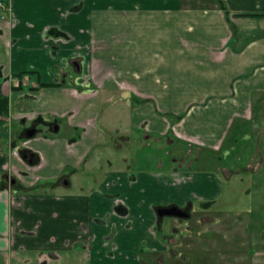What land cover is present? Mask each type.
Listing matches in <instances>:
<instances>
[{
	"label": "crops",
	"instance_id": "obj_1",
	"mask_svg": "<svg viewBox=\"0 0 264 264\" xmlns=\"http://www.w3.org/2000/svg\"><path fill=\"white\" fill-rule=\"evenodd\" d=\"M1 2L0 88L9 112L0 127V178L7 169L20 170L27 186H37L26 197L19 194L13 206L9 194L1 195L0 264H41L44 252L53 255L49 264H143L141 252L163 249L160 239L168 235L184 237L177 245L181 253L192 239L195 252L205 257L209 226L215 241L208 254L216 258L199 256L195 264H264V225L253 232L251 218L237 224L230 213L211 207L209 216L202 210L190 222L156 225L153 209L217 204L223 194L219 167L215 174L192 167L205 150L214 164L223 150L236 156L228 145L235 127L247 143L243 152L250 151L249 142L256 144L247 154L253 160L246 171H263L264 0ZM116 100L129 110L118 140L131 141V132L142 130L160 142L173 133L199 148V159L180 170L174 153L178 158L170 159L168 170L153 172L124 167L126 156H108L111 144L124 148L112 142V130L101 120L103 107ZM195 103L199 107L191 106ZM183 111L187 117L180 116ZM159 113H172L176 123ZM35 121L41 138L27 147L40 164L32 169L12 152ZM117 196L130 216L108 223L118 225L112 259L113 241L105 240L110 227L96 220L112 211ZM10 213L21 226L16 255L8 261L4 237ZM223 222L232 226L225 241L219 235L224 230H214ZM153 226L160 228L158 237L148 232Z\"/></svg>",
	"mask_w": 264,
	"mask_h": 264
},
{
	"label": "rangeland",
	"instance_id": "obj_2",
	"mask_svg": "<svg viewBox=\"0 0 264 264\" xmlns=\"http://www.w3.org/2000/svg\"><path fill=\"white\" fill-rule=\"evenodd\" d=\"M118 100L112 102L110 104H106L102 109V118L103 122L106 125V128L112 130L110 133V138L112 142H116V145H120L122 140H118L117 138L120 136L119 134H125L124 131L126 130L125 125L122 123H126L127 117L129 115V110L125 107L120 106L117 103ZM199 104L195 103L192 104V107H199ZM161 118H165L168 122L172 125L176 123L177 120L174 118L172 113H159L158 114ZM181 117H187L188 111H183L180 113ZM118 130L120 132H118ZM128 132V129H127ZM143 131H133L131 132L132 139L129 144L124 145V148L116 149L114 148L113 144L108 148L106 153L108 156L113 155V158L126 156L128 160V166H131L134 171H153L158 172L159 170V163H162V168L164 170H168L171 166L170 159L174 157V153L179 155L180 157L184 156L186 149L196 147L192 145L191 147H179L180 143L175 142L173 146H169L166 143V139L163 141L157 142L156 138H151L150 140H143L142 142L138 139L143 138ZM174 136L173 133H171ZM177 138L176 136H174ZM41 138V137H40ZM137 139V140H136ZM118 140V141H116ZM228 145L234 149L233 155L236 156H226L224 154V150L217 154V161L216 164L209 160V153L207 150L203 152L202 160L199 163L193 164L192 171L198 172L205 171L206 173L215 174V170L219 167V174L221 176V183H222V197L218 201L217 204H214L213 212H228L234 216L235 222L237 224H244L247 225L249 218L251 223V229L253 232L255 229L262 227L264 225V169L260 174H254V169H249L250 172L246 171V166L248 162L252 161L253 158L248 156L256 149L255 141L249 142V152H243V148L247 145V143L243 142L241 130H236V127L229 133ZM184 141V140H183ZM185 144H189V142L184 141ZM111 143V142H110ZM123 143H125L123 141ZM264 145V141L262 143ZM178 150V151H177ZM196 152V149H195ZM198 152V151H197ZM169 154V156L167 155ZM244 154V156H242ZM175 155V158H178ZM188 156V155H186ZM212 157V156H211ZM241 157V159L239 158ZM243 157V158H242ZM195 154L190 157L192 161H194ZM18 159V158H17ZM213 160V158H212ZM227 167L229 169H227ZM229 170V171H228ZM17 172V171H16ZM69 172L65 171L63 174H68ZM17 174H12V176H16ZM209 212H207L206 216ZM205 216V217H206ZM204 217V216H203ZM233 218V217H232ZM210 223L209 221H207ZM223 222V226L214 227V230H224L223 232H219L220 240L225 241V233L227 234L226 230L232 228V226H227ZM191 225V223H189ZM190 227V226H189ZM257 227V228H255ZM206 227L203 228L205 230ZM207 240L205 243L207 244L206 251L208 253L211 250V241H215L214 237L209 238L210 232L209 229H213L212 227H207ZM156 236V235H155ZM184 237H178L168 235L165 236L163 239H160L163 244V249L159 251H153L149 253H145V262L148 264H176V262H183L184 264H193L192 261L194 260V264L199 259V256L204 260H209L211 257V261L213 262L214 254H208L203 257L201 254L195 252V248L193 247L192 243L193 240L190 239L188 249L185 253H181L179 248L177 247L179 241H182ZM182 243V242H181ZM209 243V244H208ZM178 248V249H177ZM177 250L179 252H177ZM201 251L203 248L200 249ZM199 251V250H197Z\"/></svg>",
	"mask_w": 264,
	"mask_h": 264
},
{
	"label": "flooded vegetation",
	"instance_id": "obj_3",
	"mask_svg": "<svg viewBox=\"0 0 264 264\" xmlns=\"http://www.w3.org/2000/svg\"><path fill=\"white\" fill-rule=\"evenodd\" d=\"M4 2L0 3V9L4 8L3 6ZM21 77V75H20ZM0 92H1V88H0ZM2 96V92L1 95ZM25 122V121H24ZM36 121L34 123L28 124L27 126V130L24 132V134L22 135V139L21 141L18 142H14L16 143L17 146H15L14 150H13V155L18 158L19 161L23 162L24 164H26L27 166H29L32 169H35L40 163H38L39 161V156L38 154H36L35 152H33L30 148L27 147V144L34 140V139H40V137H38V133H37V129H36ZM36 131V134L33 138H28L27 134L31 131ZM53 130H55V125L53 126ZM146 136L148 137V139H146ZM151 138H149L148 134L143 135L142 139H138L139 141H143V140H150ZM123 141L125 143H123ZM157 141V138H156ZM158 142V141H157ZM180 143L181 145H179V147L181 146L183 147H188V146H192V144H185V142H181L178 141L177 138H175L172 135H169L166 138V143L169 146H173L174 143ZM21 143V144H20ZM130 143L129 139H123L120 146L124 147V145H127ZM196 149V152H195ZM198 151V152H197ZM200 149L197 147L193 148H189L186 149L184 156L180 157V159L178 160V167L180 170L182 169H190L192 164H187L184 162H188L190 161V157H192L193 154H195V158L194 161L199 159V152ZM188 155V156H186ZM173 160V159H172ZM176 161V160H174ZM193 161V163H194ZM191 163V162H189ZM129 163L125 164L124 167H127ZM159 165V169L162 168V165ZM161 167V168H160ZM131 169V166H128V169ZM12 174H17L16 176H12ZM26 175L18 170L16 172V170H11V169H7L4 173H2V176L0 178V184H3L4 186H2L3 188H0V198L1 195L3 193L5 194H9L8 196V204L10 206H13L16 202L17 197H20L19 194H21L22 197H26V195L28 193H32V191H34V189H36L35 186H37V182L35 183H30V187L27 186V183L24 181L26 178ZM39 181V180H36ZM68 181L63 179V183L66 184ZM74 190V189H73ZM73 192H76V190H74ZM72 192V193H73ZM25 195V196H24ZM21 198V197H20ZM22 199V198H21ZM113 207H112V211L107 214L105 217L101 218V219H97V223L98 224H103L105 226L110 227V234L108 236L105 237V240L108 241L109 243L111 241H113L111 244V249H110V253L108 254V256L112 259L116 258V251L118 249L117 244L114 243L115 238L117 237V233H118V225L116 223H112L108 224L111 220L112 217H117V218H129L130 216V210L129 208L125 205V203L120 199L119 196L117 197H113ZM215 204L214 201L209 202V203H197L196 205H194L193 202H188L185 205H177V204H168V205H159V206H155L154 209V213H155V217H156V225H158L159 223H163L166 220H176L180 223H185V222H190L193 221L197 218H199V214L202 210H204L205 212H209L211 207H213V205ZM172 208H177L179 210L185 211L189 213V218L184 219V218H178V217H170V216H163L161 217L159 215V211L160 210H168V209H172ZM7 224H8V234L4 237L5 242H6V251L5 253L7 254L8 257V261H10L11 258L15 257L16 255V250L14 248V240H15V234H16V230L17 228H19L21 226V222L17 221L14 219L13 217V213H10L6 219ZM128 223L126 225H123L124 228H128L130 227V225H132L133 221L129 220L127 221ZM85 230V228H84ZM148 232L150 233V235L158 237V233L161 232L160 228H156L155 226L149 228ZM94 239V236H90L89 240L92 242V240ZM85 248V247H84ZM150 251H145V252H141V254L139 255L138 259H140V261H143V264H148V262H145L146 260L144 259L145 257V253H149ZM41 264H49L50 261L53 260V255L49 254V253H42L41 254ZM145 260V261H144Z\"/></svg>",
	"mask_w": 264,
	"mask_h": 264
},
{
	"label": "water",
	"instance_id": "obj_4",
	"mask_svg": "<svg viewBox=\"0 0 264 264\" xmlns=\"http://www.w3.org/2000/svg\"><path fill=\"white\" fill-rule=\"evenodd\" d=\"M0 95H1V92H0ZM35 134H36V131L33 130V131L29 132L27 134V136H28V138H33L35 136ZM159 215L161 217L170 216V217H178V218H184V219L189 218L188 212L179 210L177 208H172V209H168V210H160Z\"/></svg>",
	"mask_w": 264,
	"mask_h": 264
},
{
	"label": "trees",
	"instance_id": "obj_5",
	"mask_svg": "<svg viewBox=\"0 0 264 264\" xmlns=\"http://www.w3.org/2000/svg\"><path fill=\"white\" fill-rule=\"evenodd\" d=\"M9 112L8 99L0 96V127L3 125Z\"/></svg>",
	"mask_w": 264,
	"mask_h": 264
},
{
	"label": "built area",
	"instance_id": "obj_6",
	"mask_svg": "<svg viewBox=\"0 0 264 264\" xmlns=\"http://www.w3.org/2000/svg\"><path fill=\"white\" fill-rule=\"evenodd\" d=\"M97 87V85H95V88Z\"/></svg>",
	"mask_w": 264,
	"mask_h": 264
}]
</instances>
